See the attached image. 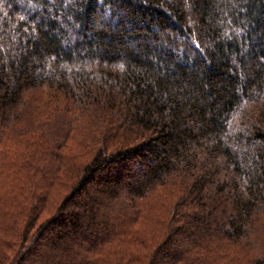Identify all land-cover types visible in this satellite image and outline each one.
<instances>
[{
    "label": "trees",
    "instance_id": "16d2710c",
    "mask_svg": "<svg viewBox=\"0 0 264 264\" xmlns=\"http://www.w3.org/2000/svg\"><path fill=\"white\" fill-rule=\"evenodd\" d=\"M0 264H264V0H0Z\"/></svg>",
    "mask_w": 264,
    "mask_h": 264
},
{
    "label": "rangeland",
    "instance_id": "374dc122",
    "mask_svg": "<svg viewBox=\"0 0 264 264\" xmlns=\"http://www.w3.org/2000/svg\"><path fill=\"white\" fill-rule=\"evenodd\" d=\"M88 135H91V134H88ZM81 142H82L81 137L80 138L76 137V139H74V141H72V143H71L70 147H72V148H69L70 149L69 153L75 154L77 152H80V150H81L80 143ZM12 151H15V150L12 149L11 152ZM155 208H156V211H155L156 213L157 212H160V213L163 212V204L158 205V206L156 205ZM153 218H155V216L153 214V211H151V213L148 215V217L144 221H142L147 226V229H146L147 231H149L150 227H153L156 225L155 220Z\"/></svg>",
    "mask_w": 264,
    "mask_h": 264
}]
</instances>
